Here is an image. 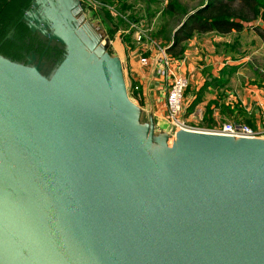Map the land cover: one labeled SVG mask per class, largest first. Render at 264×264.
Listing matches in <instances>:
<instances>
[{
	"label": "water",
	"instance_id": "95a60500",
	"mask_svg": "<svg viewBox=\"0 0 264 264\" xmlns=\"http://www.w3.org/2000/svg\"><path fill=\"white\" fill-rule=\"evenodd\" d=\"M83 11L22 17L59 62L0 51V264H264V138L157 134Z\"/></svg>",
	"mask_w": 264,
	"mask_h": 264
},
{
	"label": "crops",
	"instance_id": "0c3cea01",
	"mask_svg": "<svg viewBox=\"0 0 264 264\" xmlns=\"http://www.w3.org/2000/svg\"><path fill=\"white\" fill-rule=\"evenodd\" d=\"M217 1L222 0H215ZM179 2L185 6L180 0ZM208 3L210 0H202L191 11L185 6L189 13L178 21L173 33L187 21L190 15L204 8ZM241 22L244 25L242 30L195 31L193 36L184 42L185 50L182 57H185L186 62L182 66V72L190 80L185 96L187 109L184 117L196 125L203 124L207 126L201 127H209L226 117H229L226 120L244 119L255 127L264 123L263 87L257 89L246 87L240 93L236 91L237 83L242 85L240 80L243 76H257L261 71L259 66L264 62L261 60V57H264V19L258 16L251 21ZM245 32L255 33L252 37L257 41L255 48L247 49L241 46L240 43L244 42L238 38V35ZM114 36L111 38V49L123 62L128 88L132 83L137 82L145 93L146 99L141 104V109L146 115L145 120L146 117L153 118L157 134L172 133L166 109L168 85L166 80L155 71L153 57H150L149 65L142 69L139 59L140 54L145 52L144 45L132 40L135 44L132 47L127 45L124 38ZM146 54L150 53L146 52ZM229 104H237L243 108L240 112L238 109L232 110L227 116L222 107ZM231 109H235L234 106Z\"/></svg>",
	"mask_w": 264,
	"mask_h": 264
},
{
	"label": "rangeland",
	"instance_id": "374dc122",
	"mask_svg": "<svg viewBox=\"0 0 264 264\" xmlns=\"http://www.w3.org/2000/svg\"><path fill=\"white\" fill-rule=\"evenodd\" d=\"M84 11L83 14L88 21L93 23L95 27L100 26L102 31L105 32L106 35H110L109 30L113 29L114 37L124 38L127 42V45H132L134 47L133 39V31L134 27V19L140 21V25L144 29H151L150 33L152 36L157 39L161 44L165 46L171 45V40L173 37V31L176 29V25L178 23L177 17L173 16L169 11H167L168 2L170 0H82ZM185 4V6L191 11V9H195L202 0H180ZM114 9L119 12V14L114 15ZM110 14V17H109ZM139 24V23H138ZM38 34V33H37ZM254 32L252 33H242L237 37L240 38L244 43H240L243 48H255L257 45V41L252 37L254 36ZM130 36V37H129ZM39 40L41 44L32 46V51L25 53V57L22 61L27 63L28 58L33 60L35 63L40 62V60H45L49 62H59L63 58V49L60 48L58 41L53 40L50 45V42L46 37H43L38 34ZM113 36H111L112 38ZM239 43V42H237ZM264 46V45H263ZM264 49V47H263ZM57 52L59 54L57 55ZM175 57V56H174ZM182 57V56H181ZM261 60L264 61V57H261ZM260 73L257 76L248 75L247 77L243 76L240 80L241 84L237 83L238 93L242 89L248 88H260L264 89V62L259 66ZM235 88V86H234ZM187 92V91H186ZM235 109H231L233 107ZM256 107V105H251ZM243 108L234 105H224L222 110L226 113L227 116L232 113V110ZM185 107V112H186ZM253 109V108H252ZM248 114V113H247ZM229 117L222 118L220 121H225ZM233 120V119H231ZM190 122V121H189ZM191 126H207L203 124H194L190 122ZM173 138V137H172Z\"/></svg>",
	"mask_w": 264,
	"mask_h": 264
},
{
	"label": "trees",
	"instance_id": "16d2710c",
	"mask_svg": "<svg viewBox=\"0 0 264 264\" xmlns=\"http://www.w3.org/2000/svg\"><path fill=\"white\" fill-rule=\"evenodd\" d=\"M32 1L0 0V42L11 30H16L18 33L16 37L18 38H22L27 31H30L27 24L22 21V17L30 8ZM167 11L177 17L178 21L189 13L179 0H170ZM258 16L264 19V0H222L217 2L210 0V3L190 15L187 21L173 33L169 52L175 57L183 56L184 42L191 38L195 31L217 30L227 32L233 29L242 30L244 25L241 21H251ZM134 20L138 21L137 19ZM109 32L111 36H114L115 31L113 29H110ZM12 45L13 43L7 40L3 43L0 51L4 55L7 54L4 49Z\"/></svg>",
	"mask_w": 264,
	"mask_h": 264
},
{
	"label": "built area",
	"instance_id": "2783aa9c",
	"mask_svg": "<svg viewBox=\"0 0 264 264\" xmlns=\"http://www.w3.org/2000/svg\"><path fill=\"white\" fill-rule=\"evenodd\" d=\"M112 13L114 15L119 14L115 9ZM132 27H134V41L146 48L144 49L145 52L140 54L141 68L143 69L149 65L150 57H153L155 71L166 80L168 85L166 97L167 117L174 128L200 130L239 138H264V123L255 127L240 118L225 120L209 127L191 126L189 120L184 117L185 96L190 85L188 76L182 72V66L186 62L185 57H174L169 52L170 46L161 44L152 36L151 29L141 27L140 21L134 20ZM146 52L150 54L148 55ZM129 92L135 102L138 104L144 103L146 98L140 83H132Z\"/></svg>",
	"mask_w": 264,
	"mask_h": 264
},
{
	"label": "flooded vegetation",
	"instance_id": "af4514ba",
	"mask_svg": "<svg viewBox=\"0 0 264 264\" xmlns=\"http://www.w3.org/2000/svg\"><path fill=\"white\" fill-rule=\"evenodd\" d=\"M15 32L16 30L14 29V31L11 30L6 34L4 39L0 42V48L2 47L5 41L7 40L11 41L13 45L11 47L9 46L8 48L4 49L5 52H7V54L5 55L15 61H22L26 55L25 53L32 51V46L35 42L36 43L34 45H38V46L42 42L40 43V41H38L39 37L37 33L33 34L31 31H27V33L24 34L22 38H18L16 37L18 33ZM58 54L59 52H57V55Z\"/></svg>",
	"mask_w": 264,
	"mask_h": 264
}]
</instances>
